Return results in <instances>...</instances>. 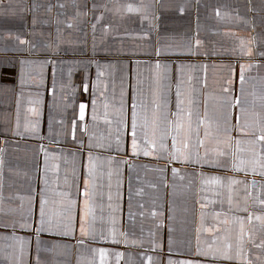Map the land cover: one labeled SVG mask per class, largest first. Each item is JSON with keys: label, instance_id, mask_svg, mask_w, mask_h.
Instances as JSON below:
<instances>
[{"label": "crops", "instance_id": "0c3cea01", "mask_svg": "<svg viewBox=\"0 0 264 264\" xmlns=\"http://www.w3.org/2000/svg\"><path fill=\"white\" fill-rule=\"evenodd\" d=\"M261 131L264 0H0V264H264Z\"/></svg>", "mask_w": 264, "mask_h": 264}, {"label": "snow or ice", "instance_id": "6c2138e0", "mask_svg": "<svg viewBox=\"0 0 264 264\" xmlns=\"http://www.w3.org/2000/svg\"><path fill=\"white\" fill-rule=\"evenodd\" d=\"M95 8V5L93 6ZM131 10V8L129 9ZM21 43H24V41H21ZM157 67H159V65H157ZM240 82L241 85H243L244 82V75H243V70L241 71V75H240ZM243 90V89H241ZM85 91H87V85H85ZM227 91V89H226ZM236 103H239V101L237 100ZM87 108L86 104H80L79 106V121L83 122L85 121V110ZM241 111H243V109H241ZM92 119L95 120L96 119V112H95V102H93V113H92ZM77 127L76 122H73V133L75 132V129ZM139 132H138V123H137V112H136V105L135 103H133L132 105V112H131V125H130V132H131V148H132V153L133 155L138 154L139 151V145H138V139L140 138V136L144 137V143L145 144H155V140H149V131H148V127L147 124L145 123L144 125H140L139 126ZM128 129L126 128V131ZM239 131H241L243 133V129H237ZM84 131H87V126H84ZM230 130L225 127V132H229ZM167 133H163L161 136V140H163L164 135H166ZM246 134V133H244ZM156 135V128H155V124H153L152 130H151V136L155 137ZM258 140L262 142V147H264V131H261L260 135L258 136ZM173 142H175V138H173ZM117 143H119V141H117ZM237 144H239V141H237ZM161 146L163 147V144H161ZM144 154L148 155V150L147 148L144 149ZM221 155H223V153H220ZM89 159L91 160V157H89ZM262 175H264V173H261ZM89 175H91V168H89ZM84 197H85V206L87 207L88 205V198L90 196V192H89V183L87 180H85L84 183V193H83ZM109 199L111 200V196H109ZM47 203V201L41 199V203H40V228L37 229V232L43 231L44 230V226L46 224V220H45V212H44V205ZM90 211V210H89ZM257 219H260V217H257ZM47 223H51L50 221H48ZM4 227H7V225H4ZM81 236L85 237L90 235V233L85 231L84 228V220L82 219L81 221ZM83 239L80 241V243H83ZM103 255V253H102ZM37 264H39V258L37 259Z\"/></svg>", "mask_w": 264, "mask_h": 264}]
</instances>
